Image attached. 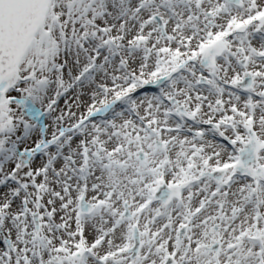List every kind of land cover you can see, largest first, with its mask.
I'll use <instances>...</instances> for the list:
<instances>
[{
	"label": "snow or ice",
	"instance_id": "1",
	"mask_svg": "<svg viewBox=\"0 0 264 264\" xmlns=\"http://www.w3.org/2000/svg\"><path fill=\"white\" fill-rule=\"evenodd\" d=\"M0 264H264V0H0Z\"/></svg>",
	"mask_w": 264,
	"mask_h": 264
}]
</instances>
